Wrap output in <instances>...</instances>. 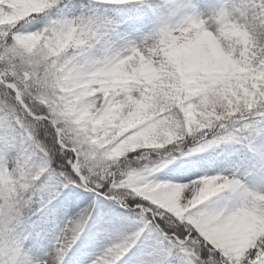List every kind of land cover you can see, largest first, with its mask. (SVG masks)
I'll use <instances>...</instances> for the list:
<instances>
[{"label": "snow or ice", "instance_id": "6c2138e0", "mask_svg": "<svg viewBox=\"0 0 264 264\" xmlns=\"http://www.w3.org/2000/svg\"><path fill=\"white\" fill-rule=\"evenodd\" d=\"M222 145L246 173L193 181ZM250 179L264 0H0V264H264Z\"/></svg>", "mask_w": 264, "mask_h": 264}, {"label": "rangeland", "instance_id": "374dc122", "mask_svg": "<svg viewBox=\"0 0 264 264\" xmlns=\"http://www.w3.org/2000/svg\"><path fill=\"white\" fill-rule=\"evenodd\" d=\"M223 149L224 147H227V148H231L232 151H233V155L231 156L232 158L230 159V161L226 164V166L224 167V171L221 173V172H217L215 173V175H228L230 174L231 172H236V175L237 176H241V175H244L247 171L246 167L243 165L242 163V155L239 154V152L237 151L238 149H240V146L239 145H222V146H218L214 149H217V148H220ZM214 149H208L204 152H201V153H196L195 156L197 157L198 155H203L207 152H210ZM242 152V150H240ZM184 159H190L191 157L190 156H185L183 157ZM239 166V167H238ZM172 165L169 164L167 167H164L162 168L159 172H163V173H166L165 175H161L159 177L158 176V173H155V176L158 180L160 181H167V182H170V183H186L188 182L187 179L183 180V181H180L176 178H174L173 176L169 175V173L167 172H164L165 169H169L171 168ZM205 175H208V176H211L212 174L210 173L209 170H205L204 168H200V171L199 173L197 174V176H194L193 178H196V179H199V178H203ZM217 201V197H210L208 201H205V202H202L204 204H212L214 202ZM91 202V199L88 198V199H84L82 201H80L78 207L74 208V209H69L67 210V215L68 216H71L73 213H77V211L84 205V204H89ZM215 207V206H214ZM59 227H63V221H59ZM95 231V229L93 230ZM54 239V233L49 235L46 240H45V244H46V249L45 251H50L51 248H52V241ZM109 243V240L105 239L101 245H99L97 248L95 249H92L91 250V253H90V256L91 255H94L96 251L99 250V247H102L103 244H107ZM35 254V253H34Z\"/></svg>", "mask_w": 264, "mask_h": 264}, {"label": "bare ground", "instance_id": "6f19581e", "mask_svg": "<svg viewBox=\"0 0 264 264\" xmlns=\"http://www.w3.org/2000/svg\"><path fill=\"white\" fill-rule=\"evenodd\" d=\"M221 153H226L227 154V156H228V160L227 161H225L223 157L219 156V154H221ZM232 155H233V151H232L231 148L224 147L223 149H221V147H220V148L214 149V150H212L210 152H207V153H205L203 155H198L197 157L206 158L205 159V166L202 167V168H204L205 170H209L212 175H215V173H217L218 171L222 173L225 170L224 167L230 161V159L232 158L231 157ZM192 158L193 157H191L190 159H192ZM199 171H200V168L196 169V175H193L191 177V179L193 181L196 180V178H193V177L197 176ZM167 173H169V170L167 171ZM165 174L166 173L159 172L157 177H159L161 175H165ZM178 180L183 181L185 179H178ZM187 183L188 182H186L185 184H187ZM249 186H250V188H252L254 190L264 191V185L257 184L256 182L252 181L251 179L249 180ZM79 203H80V201L78 202V205H79ZM87 206H88V204H84L77 212H79L82 208H85ZM208 206L214 207V206H216V204L212 203V204H208ZM74 214L75 213H73L72 215H74ZM94 229L95 228H93L92 230H94Z\"/></svg>", "mask_w": 264, "mask_h": 264}, {"label": "trees", "instance_id": "16d2710c", "mask_svg": "<svg viewBox=\"0 0 264 264\" xmlns=\"http://www.w3.org/2000/svg\"><path fill=\"white\" fill-rule=\"evenodd\" d=\"M177 147H178V149H179L180 146L178 145Z\"/></svg>", "mask_w": 264, "mask_h": 264}]
</instances>
